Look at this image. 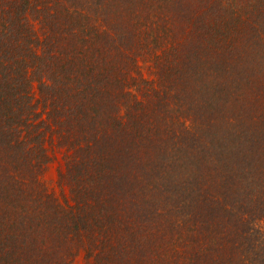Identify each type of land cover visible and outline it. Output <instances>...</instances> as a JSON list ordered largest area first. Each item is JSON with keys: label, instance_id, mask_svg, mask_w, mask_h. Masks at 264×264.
I'll return each instance as SVG.
<instances>
[{"label": "trees", "instance_id": "obj_1", "mask_svg": "<svg viewBox=\"0 0 264 264\" xmlns=\"http://www.w3.org/2000/svg\"><path fill=\"white\" fill-rule=\"evenodd\" d=\"M0 264H264V0H0Z\"/></svg>", "mask_w": 264, "mask_h": 264}, {"label": "rangeland", "instance_id": "obj_2", "mask_svg": "<svg viewBox=\"0 0 264 264\" xmlns=\"http://www.w3.org/2000/svg\"><path fill=\"white\" fill-rule=\"evenodd\" d=\"M53 176H54V169L52 167L48 168L47 174H46V179L49 181L53 178Z\"/></svg>", "mask_w": 264, "mask_h": 264}]
</instances>
